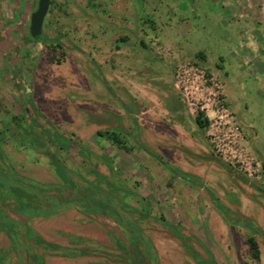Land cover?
<instances>
[{
	"label": "rangeland",
	"instance_id": "rangeland-1",
	"mask_svg": "<svg viewBox=\"0 0 264 264\" xmlns=\"http://www.w3.org/2000/svg\"><path fill=\"white\" fill-rule=\"evenodd\" d=\"M4 5V12L13 15L14 6ZM19 10L22 17L19 11L1 45V53L7 50L8 75L0 84L5 102L0 170L52 183L58 181L51 163L55 152L81 194L96 185L130 206L126 212L138 220L159 264H199L174 228L188 236L198 257L208 258V248L218 264H264V0H51L45 39L33 48L38 56L29 73L18 69L19 38L11 32L25 25L27 8ZM24 41L28 47L34 40L27 36ZM185 62L200 65L221 84L243 148L258 162L256 174L215 150L210 131L227 128L211 127V111L202 112L208 119L204 127L196 123L199 112L189 108L175 76ZM41 126L82 144L90 159L77 147L21 143L24 129L35 133ZM104 128L118 129L131 150L97 133ZM47 192L75 197L70 187ZM10 198L8 192L0 194V207L6 210ZM76 205L24 216L22 246L1 252L2 262L29 264L32 252L42 254L43 244L33 238L40 234L87 250L67 258L61 250L53 257L44 251L52 264L128 263L113 238L127 243L118 223ZM0 226L10 227L1 213ZM248 235L258 241L259 260L250 257ZM0 244H8L2 230ZM129 255L137 260L135 251ZM141 258L142 264H152Z\"/></svg>",
	"mask_w": 264,
	"mask_h": 264
},
{
	"label": "trees",
	"instance_id": "trees-1",
	"mask_svg": "<svg viewBox=\"0 0 264 264\" xmlns=\"http://www.w3.org/2000/svg\"><path fill=\"white\" fill-rule=\"evenodd\" d=\"M30 104L34 107V109L38 110V107H36L35 103L32 100L30 101ZM194 119L200 127H204L208 122V119L206 117H203L202 112H199ZM15 124L17 126L23 127L22 123L18 122L16 119ZM24 133V142L21 141V143H29L33 145H40L43 147H46L51 144L54 145L58 150L77 147V150L81 155L82 153L87 154L85 155V157L90 159L88 155L89 152L87 150L82 152V144L73 141V139L71 138L65 137L56 129L51 131L48 127L41 126L40 130L35 133H32V131L29 129H24ZM97 133L104 136L106 139L112 141L118 147L131 150V147L125 143L118 129H98ZM51 163L53 165L54 172L58 178V181L52 183L41 181L32 176H28L23 173H17L15 171L10 173L6 169L2 168L0 170V194L6 195V193L8 192L9 195H13L14 197H16L17 208H20L22 213L27 218L37 215H50L58 212L60 209L67 208L72 205L77 206L76 204L79 205V207H77L79 209L103 212L112 217L118 223V225L121 224L122 226L128 229V233L123 232L127 238V243L123 242L121 238L113 237L116 243L126 254V261L128 263L125 264H142L144 262L141 258L142 255L147 256L152 264H159L155 248L152 245L150 239L143 235L142 228L139 225L138 220L132 218L126 212V208L130 207L128 206V204H125V202L118 203L113 199L112 192H110V190H107L105 192L101 191L100 188H98V186L96 185H93L92 189H89L83 194H81L77 189L74 180L71 178L65 163L59 158V156L55 152L51 153ZM167 166L170 170H173L172 167H170L169 165ZM261 166L262 171L264 173V160H261ZM181 174L184 177H188V174L185 172H181ZM96 175L101 176L98 171H96ZM108 183H111L113 187L120 188L119 185H115L109 180ZM51 187L56 188L59 192H62L64 189L70 187L72 192L75 194V197L64 198L62 196L50 194L47 191ZM126 192H129V190L126 189ZM2 200L4 201V198ZM217 205L221 207L218 202ZM22 226L26 228L25 223L23 222ZM174 229L176 233L181 237L182 243L190 248L191 252L196 257V260L199 264H218L214 254L208 248H206L208 258L198 257L196 251L192 249L190 243H188V236L179 232L178 229ZM8 233L10 238L14 240V227L11 228V232L8 230ZM33 238L34 241H36L37 243L39 242L43 244L45 248H49L52 250H61L62 252H65L67 254L86 253L87 251L84 248L81 249L77 247H67L46 240L40 234H35ZM139 243L141 248H139L138 246ZM247 243L249 245L250 257L252 259L259 260L261 251L255 236L248 235ZM131 250L136 252V261L131 259L129 255ZM31 255L35 258V255L33 253ZM96 264L124 263L119 261L111 262L107 260L103 262H96Z\"/></svg>",
	"mask_w": 264,
	"mask_h": 264
},
{
	"label": "built area",
	"instance_id": "built-area-1",
	"mask_svg": "<svg viewBox=\"0 0 264 264\" xmlns=\"http://www.w3.org/2000/svg\"><path fill=\"white\" fill-rule=\"evenodd\" d=\"M175 76L189 108L198 112L211 111V127L216 124L218 127L227 128L223 133L210 131L215 150L249 175L256 174L259 170L258 162L243 148L242 134L238 126L231 121L230 111L222 96L221 84L213 76L208 77L203 67L190 62L180 64Z\"/></svg>",
	"mask_w": 264,
	"mask_h": 264
},
{
	"label": "flooded vegetation",
	"instance_id": "flooded-vegetation-1",
	"mask_svg": "<svg viewBox=\"0 0 264 264\" xmlns=\"http://www.w3.org/2000/svg\"><path fill=\"white\" fill-rule=\"evenodd\" d=\"M5 0H0V53H1V45H5L7 43L8 40V35L6 33V31L8 30V27L11 25L13 18H18V12L20 11V16L22 17L23 11L19 10V9H26V13L23 16L24 18V27L22 26V29H13L11 28V32L13 35V38H19L17 45L18 47H20L21 51L17 53V59L21 61V67L18 69H24L27 73H29L32 69H33V65H34V61L38 56V53H33V48L37 45L39 46L40 42L43 41L44 38V23H45V19L46 16L49 12L50 9V3H49V7L47 10V13L45 15L44 21H43V25H42V32L41 35L39 36V38L36 41L32 42V45H29L28 47L25 46L26 43L24 41L25 37L30 35V31H29V23H30V15L31 12L36 8L37 5V1L38 0H6L8 3H10L11 5L14 6V14L11 16H7L4 14L3 12V5L2 2ZM51 2V0H50ZM16 3V4H14ZM23 4H26V8L23 6ZM12 8V7H11ZM11 35V34H10ZM31 39L33 40V38L31 37ZM7 51V50H6ZM6 51H3L1 54H3L2 59L0 58V84L1 82H6V76L8 75V69H7V65H6V56L5 53ZM39 51V50H38ZM23 71V70H22ZM11 76L14 75V73L10 74ZM4 101V96L1 94V88H0V112L1 110L4 112L5 114V106L3 103ZM12 197V195H11ZM14 204L17 207V199L16 197H14ZM7 201V200H6ZM9 205H11V203H9ZM2 209V210H1ZM6 211H8L6 213ZM3 212V213H2ZM0 213L3 216V218L5 219L6 223H8V225L10 226L8 228V230L11 232V228L14 227L15 230V237H14V241L13 244H10V250H12V247L15 246V248L19 249L22 246V221L20 219L17 218H13L10 214V207L6 208V210L4 208L0 207ZM2 230V232L6 235V237H9V233L5 228H1L0 226V231ZM8 249V250H9ZM5 251L4 248L0 247V252ZM18 251V250H17ZM15 252V251H14Z\"/></svg>",
	"mask_w": 264,
	"mask_h": 264
},
{
	"label": "crops",
	"instance_id": "crops-1",
	"mask_svg": "<svg viewBox=\"0 0 264 264\" xmlns=\"http://www.w3.org/2000/svg\"><path fill=\"white\" fill-rule=\"evenodd\" d=\"M7 1L5 0V1H3L2 2V5H3V12H4V7H5V5H4V3H6ZM11 5V4H10ZM12 6V5H11ZM4 14L5 15H7L8 16V14H6L5 12H4ZM262 160H264V159H262ZM186 173V172H185ZM182 175V174H181ZM14 197H11L10 199H9V203H11V205L9 206L10 207V215L13 217V218H17V219H20L22 222L24 221V214L22 213V211H21V209L20 208H17L16 207V205L14 204ZM8 207V208H9ZM8 211H6V213H7ZM32 217V216H31ZM31 217H26L25 216V218L26 219H29V218H31ZM37 233V232H36ZM10 237V236H9ZM11 239V238H10ZM7 240H8V244H3V245H1L0 244V247L1 248H4V252H10L9 250V248H10V244H11V242H10V240H9V238H7ZM9 249V250H8ZM44 251H46V252H50L51 253V255H52V257L54 256V253H55V251L54 250H52V249H49V248H45V247H43V251H42V254H40V253H38V252H32L34 255H35V258L34 257H32V255H30V258H31V260H30V262H29V264H52L50 261H49V258H51L50 257V255L48 254V255H46V256H44ZM261 251V250H260ZM53 253V254H52ZM69 254H71V253H68V254H64V255H62V256H64L65 258H67V257H70V255ZM82 254H84V253H82ZM214 254V253H213ZM0 255L2 256H4L5 257V254L4 253H1L0 252ZM215 256V255H214ZM39 260V261H38ZM6 261H7V259H6ZM6 261H3L2 262V260H1V257H0V264H8V262H6ZM18 264H23V262L21 261V260H19L18 261Z\"/></svg>",
	"mask_w": 264,
	"mask_h": 264
},
{
	"label": "water",
	"instance_id": "water-1",
	"mask_svg": "<svg viewBox=\"0 0 264 264\" xmlns=\"http://www.w3.org/2000/svg\"><path fill=\"white\" fill-rule=\"evenodd\" d=\"M50 0H38L36 8L31 12L29 31L34 41H36L42 32V25L49 7ZM119 227L124 233H128V229L121 224Z\"/></svg>",
	"mask_w": 264,
	"mask_h": 264
}]
</instances>
